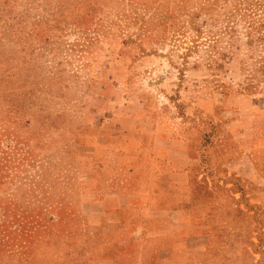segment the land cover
I'll return each instance as SVG.
<instances>
[{
  "label": "rangeland",
  "instance_id": "obj_1",
  "mask_svg": "<svg viewBox=\"0 0 264 264\" xmlns=\"http://www.w3.org/2000/svg\"><path fill=\"white\" fill-rule=\"evenodd\" d=\"M0 264H264V0H0Z\"/></svg>",
  "mask_w": 264,
  "mask_h": 264
},
{
  "label": "crops",
  "instance_id": "obj_2",
  "mask_svg": "<svg viewBox=\"0 0 264 264\" xmlns=\"http://www.w3.org/2000/svg\"><path fill=\"white\" fill-rule=\"evenodd\" d=\"M156 187H160V185H159V184H157V185H156ZM152 190H154V189H152Z\"/></svg>",
  "mask_w": 264,
  "mask_h": 264
}]
</instances>
